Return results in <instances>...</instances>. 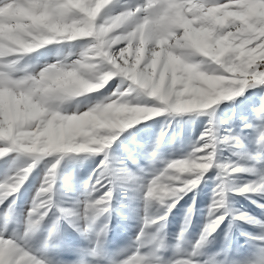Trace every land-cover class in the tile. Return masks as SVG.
Returning <instances> with one entry per match:
<instances>
[{"label": "snow or ice", "instance_id": "obj_1", "mask_svg": "<svg viewBox=\"0 0 264 264\" xmlns=\"http://www.w3.org/2000/svg\"><path fill=\"white\" fill-rule=\"evenodd\" d=\"M110 3L112 0H0V141L6 142V146H0V157L13 149L46 155L102 152L114 139L113 135L103 134L104 130L123 129L162 111L207 109L218 101L241 96L249 87H264V0H141L134 8L98 20ZM77 38H91V48L81 52L79 58L69 62L65 57L47 64L38 73L19 67L23 54L53 41ZM113 45L119 47L114 49ZM118 75L132 82L127 91L105 97L89 108L90 115H83L84 111L61 114L60 104L69 99V93L101 89ZM74 81L84 82L85 87H77ZM129 92L154 97L159 103L149 106L153 102L145 100L130 104ZM261 100L264 101V96ZM17 104L22 111L17 109ZM115 111H133L138 118L120 124L114 115L109 117ZM257 116L264 121V103L260 104ZM218 139L210 124L184 159L171 161L146 185L145 198L149 205L159 198L161 189L170 190L167 196L173 199L161 201L167 205L163 215L145 218L146 225L158 224L156 233L149 239L151 250L143 251L145 234L141 229L136 251L116 264H137L141 260L143 264L155 260L161 264H217L214 260L199 261L192 257L164 261L159 255V249L164 246L159 233L167 213L176 206L182 193L195 188L212 167L219 171L211 208L223 211L220 214L210 211L208 223L194 245L193 256L224 219L229 190L225 177L241 168L214 160ZM225 139L238 138L229 135ZM259 142L264 144V128ZM58 163H53L51 169L55 170ZM101 164L95 183L80 206L79 214L89 221V227L108 212L112 200L110 177L115 173L107 156ZM32 167L29 163L0 181V203L18 191ZM52 170L28 210L23 235H5L6 228L0 232V264H52L28 247L27 240L54 206ZM184 173L189 175L182 179ZM105 183L106 190L96 195L97 185L104 187ZM258 188L264 190V176L237 190L243 193ZM60 212L65 217L75 214L63 208ZM191 212L190 207L189 216ZM187 222L186 219L185 226ZM55 227L54 222L48 240ZM107 228L106 222L97 232V244ZM260 239L264 240V236ZM79 264L87 261L81 260ZM247 264H264V254Z\"/></svg>", "mask_w": 264, "mask_h": 264}, {"label": "rangeland", "instance_id": "obj_2", "mask_svg": "<svg viewBox=\"0 0 264 264\" xmlns=\"http://www.w3.org/2000/svg\"><path fill=\"white\" fill-rule=\"evenodd\" d=\"M141 0H112L102 10L98 20H106L124 9L134 8ZM91 38L57 40L23 54L19 67L30 73H38L49 63H57L68 57L69 62L79 58L81 52L91 48ZM122 43V42H121ZM119 45H113L116 49ZM197 58H193L195 62ZM84 88L82 81L73 82ZM132 82L124 76H113L101 89L69 98L60 104L61 114H76L88 110L105 97L116 91H127ZM71 87L70 85H67ZM264 96V87L253 86L239 97L221 100L207 109L191 112L162 111L149 115L123 129L104 130L105 135L114 139L102 152H54L51 154H30L13 149L0 157V181L19 169L33 164L26 180L16 193L0 203V232L8 236H22L26 226V216L32 207L36 193L44 183L53 163L57 164L52 198L54 206L38 230L28 238V247L37 254L52 261V264H116L133 254L140 244L137 239L144 230L143 251H150L149 239L156 233L158 224H145V218L153 219L165 213L166 203L153 200L149 205L145 198L146 185L167 165L184 159L200 140L204 130L215 128L218 141L214 148V160L219 164L240 166L238 172L225 177L228 191L224 207L227 214L193 256L194 245L199 240L209 220L210 211L220 214L223 209L211 208L218 184V168L212 167L203 174L195 188L186 190L176 206L167 213L160 231L164 246L159 255L166 262L192 257L199 261H216L217 264H247L264 254V190L240 192L239 189L264 176V144L259 142V134L264 121L257 116V110ZM122 100L124 98H121ZM158 105L154 97L129 92L127 102L135 104L143 101ZM143 106V105H142ZM17 109H20L17 104ZM235 136L236 141L227 140ZM0 146L6 142L0 141ZM107 161L115 173L113 194L108 212L97 217L89 227V221L80 215V206L86 194L95 183L102 164ZM189 174H181L183 179ZM180 186V182H175ZM99 195L106 190L97 185ZM173 199L165 197L164 200ZM15 201L13 204L12 201ZM11 205V207H10ZM192 208L191 215L188 209ZM75 213L69 217L60 209ZM59 217V220H57ZM187 219V225L185 221ZM55 231L48 240L49 231ZM108 228L97 244V232L104 223ZM76 225V227L73 226ZM87 229V230H85ZM47 240V243H46Z\"/></svg>", "mask_w": 264, "mask_h": 264}, {"label": "clouds", "instance_id": "obj_3", "mask_svg": "<svg viewBox=\"0 0 264 264\" xmlns=\"http://www.w3.org/2000/svg\"><path fill=\"white\" fill-rule=\"evenodd\" d=\"M67 83V82H66ZM84 91H79V92H75V93H69V98L72 97H78L81 96L82 94H84ZM83 115H90L91 113L88 110H85L83 113ZM74 115V114H73ZM115 116V119L120 123V124H124L127 123L133 119H137V113L133 112V111H115L114 113L109 114V117L111 118L112 116ZM160 192V196L157 199L158 201H160V203H162L161 201L167 197V194L170 190L168 189H161L158 190ZM137 264H143V261H138ZM152 264H161L160 260H155L152 261Z\"/></svg>", "mask_w": 264, "mask_h": 264}]
</instances>
